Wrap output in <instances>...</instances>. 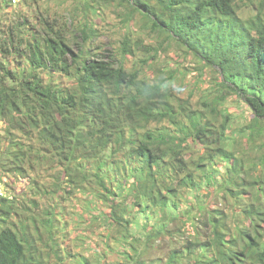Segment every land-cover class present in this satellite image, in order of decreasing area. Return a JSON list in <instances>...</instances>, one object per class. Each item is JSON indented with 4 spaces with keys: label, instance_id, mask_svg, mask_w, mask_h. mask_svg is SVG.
I'll list each match as a JSON object with an SVG mask.
<instances>
[{
    "label": "trees",
    "instance_id": "16d2710c",
    "mask_svg": "<svg viewBox=\"0 0 264 264\" xmlns=\"http://www.w3.org/2000/svg\"><path fill=\"white\" fill-rule=\"evenodd\" d=\"M85 1L97 18L103 5L117 7L119 26L129 28L119 63L99 57L100 29L89 14L70 25L49 15L34 25L23 16L0 28V184L23 182L27 190L24 199L16 186L13 199L0 198V264L69 261L58 208L74 213L76 203L105 232L104 249L91 246L98 264H264V246L244 230L246 218L264 232V0ZM142 21L149 42L131 35ZM167 42L176 44L170 51L178 59L167 63L169 73H156ZM186 56L222 75L216 93L196 106L202 73L190 81L170 68ZM178 81L195 89L184 86L189 94L181 97ZM232 95L239 100L224 105ZM240 103L251 119L234 111ZM243 116L253 121L235 126ZM239 136L259 153L256 162L239 151ZM247 193L251 205L240 208ZM50 197L40 212L36 202ZM102 197L104 209L94 201ZM164 238L166 255L151 259ZM71 242L80 247L79 239Z\"/></svg>",
    "mask_w": 264,
    "mask_h": 264
},
{
    "label": "rangeland",
    "instance_id": "374dc122",
    "mask_svg": "<svg viewBox=\"0 0 264 264\" xmlns=\"http://www.w3.org/2000/svg\"><path fill=\"white\" fill-rule=\"evenodd\" d=\"M4 4L5 2L3 0H0V28L6 27L8 23L17 21L19 17H23V16H27L30 19V23H33L34 25L37 24L38 21H41L43 19V16H48V15L52 17H56L59 21H61L60 19L66 20L68 22V25H70L72 22L75 24L79 20L80 21L85 20L87 18L86 15L89 14L90 17H92V19L94 20V21L92 20V22L97 27H99L98 29H100L99 35L95 37V43L98 46L99 51H100L98 54L99 57L111 60L115 62L116 64L119 63L122 57V55L119 53L118 47L122 40L123 35L126 33V31L129 30V28H122L119 26L118 24L119 23V14H118L119 11H118V8L113 5H110V4L103 5L102 9L100 10L102 11V15L101 17L97 18L95 17L94 14H92V12L89 11L90 9L87 7L85 0H79L77 3L72 0H69V1L67 0H43L40 2H35L33 0H20L18 4L12 5L10 7H7ZM138 18H139V15L137 16V19ZM143 22L144 21L140 22L136 26L131 27L130 32H131V35H133V37L140 35V38L142 41L149 42L148 36L146 35L147 31L143 32L142 30H140L141 29L140 26H142L141 24ZM263 23H264V18H263ZM167 45L169 46L167 48V51L161 52L160 54L156 55L159 57L158 63L157 65H155L156 73H162V74L169 73V71H167L168 70V67L166 66L167 63L169 65L174 64L176 59H178L177 55L174 52L170 51V49L175 48L176 44L175 43L168 44L167 42ZM149 53L150 52H148L147 54L151 55ZM169 54L171 55L170 58L167 56ZM0 57H4V56H2V54L0 53ZM137 59H138V56L134 60L135 65L138 63L139 59L138 60ZM170 68L186 71L185 78L190 81L192 77L196 79L199 78L202 73V79L200 81V84L197 85L196 89H195L196 85L194 82H191L190 83L191 85L188 82H186L184 85V84L179 83L178 81V84H177L178 86L181 87V89L185 88L184 86L186 87L189 86L190 88L195 89L193 91V96H192V102L195 106L201 104L200 102L207 98L206 95L207 94L209 95V91L215 94L216 91L218 90L217 84L219 83H216V82L219 81L222 77L219 68H213V67L211 68L208 66H204L202 60L194 59L192 56H186V58H184L182 66L178 67L177 65H173ZM200 68H202V70ZM189 87L185 88L184 92L182 93L177 92V91L176 92L179 93L181 97L185 98L189 94L188 93L190 89ZM215 89L217 90L215 91ZM236 100H239V98L233 95L229 96L224 105L227 104L228 107L232 106L233 105L232 102L236 103ZM234 111L237 114H242V113L245 114V112L248 111L249 114H247V116H250V119L253 117V114L252 112H250L249 107L243 103H240L239 106L237 105ZM244 121L247 124H249L253 120L249 121L247 118L243 116L237 119L235 126H239L240 124H243ZM0 125L2 124L0 123ZM0 133H1L0 135L4 133L2 127H0ZM232 134L233 133H230L231 137H233ZM236 140H238V143L241 145V148L239 147L240 148L239 151L242 152L243 155H245L244 157L251 158L253 161H255L259 153L257 152L255 148H253V144H251V141L247 139V136L245 137L239 136L238 138H236ZM199 150H200L199 148H194L193 150H191L192 157L197 158L198 156L197 152ZM263 177H264V173H263ZM249 180L250 179L248 178V181ZM0 185L3 187L4 192L8 193L10 199H13V196L15 194L14 192L15 186L19 187L18 190H22L21 194L19 195L21 199H24V196L27 195V190L23 188L24 187L23 182L3 181V183ZM199 188L200 186H197V189ZM204 193L206 195V199H208L209 191L205 190ZM86 195L87 194L84 193L83 197L86 198ZM71 197H73V195H71ZM52 198L53 197H50V200L48 202L43 201L42 204H40L39 202H36V208L40 212L49 208L50 201ZM130 199H135V196H132ZM202 199L203 198H201V200ZM38 200H39V197H38ZM76 200L78 201V198L76 199L72 198L70 200L68 199L67 201L72 202V205H74L76 203L75 202ZM94 201H96L98 205H101L103 209L106 208L105 203H108V200L104 197H102L100 201H98L97 198H95ZM216 201L220 207H223V204H224L223 202L219 200H216ZM233 201H234V198L229 196V202H233ZM250 201H252V199H251V196L248 195V193L244 195V197L242 196V198L240 199V202H241L240 208H246V207L249 208V206L251 205ZM10 204L11 203H5L3 204L2 207H4L5 209H11ZM98 205H96V208L98 207ZM64 206H65L64 204H59V208H58V211L61 213V216L63 215L66 221L65 231L64 233L61 232V235L66 236L67 241H68L67 246L70 245L71 248L69 249L72 250V253H71L72 257L71 259H69V261H66L65 264H86V263L98 264V259L96 258V255H95L96 249L94 250V248H92L91 246L97 242L98 243L97 246L100 245V247L101 248L103 247L104 249V243L102 242V239H104L105 232L103 231V228L99 225L98 222H93L92 220H90L91 213H86L85 211L81 210V208L79 207L77 203L75 204V206L77 207V210L74 211V213H72L70 210H67V208ZM92 213L98 214L96 210H92ZM228 214H229L228 218L230 220L229 222H231L235 215H233L231 211L228 212ZM237 215H239L238 218L245 217V214L242 211L241 212L239 211ZM168 216H170L169 213H168ZM244 219H245L244 230L254 235L257 238L256 242L264 246V236H263L264 232L262 231V229H261V233L260 232L257 233L259 230H257L255 226L250 224V220L246 218ZM178 224L182 227L184 232H186V235L194 233V228L189 223H187L186 225H182L180 222H178ZM154 225L155 226L157 225L156 220H153L150 224L151 227H153ZM201 225L202 224L200 223L199 225L200 230L204 232V227ZM175 226H177L176 222L169 223L170 228L175 227ZM262 227H264V224H262ZM76 239L80 240L79 248H75L74 243L71 242V240L74 241ZM181 240L182 239H180V241ZM167 241H168L167 238L161 239L160 243L162 244V246L156 249L154 248L150 251L149 256H151V259L152 258L159 259V257L161 256L164 257L166 255L169 249V244H167ZM64 251L66 252L65 249ZM109 251L110 250L107 249L108 255H111V252L109 253ZM76 255L77 257L75 258ZM109 260L110 261L115 260V256L112 254L109 257ZM53 262L54 261L51 260L52 264ZM122 262L125 263L126 260L124 259L122 260Z\"/></svg>",
    "mask_w": 264,
    "mask_h": 264
},
{
    "label": "built area",
    "instance_id": "2783aa9c",
    "mask_svg": "<svg viewBox=\"0 0 264 264\" xmlns=\"http://www.w3.org/2000/svg\"><path fill=\"white\" fill-rule=\"evenodd\" d=\"M11 4L16 5L20 2V0H9ZM5 194L3 187L0 185V198Z\"/></svg>",
    "mask_w": 264,
    "mask_h": 264
},
{
    "label": "clouds",
    "instance_id": "9594fccd",
    "mask_svg": "<svg viewBox=\"0 0 264 264\" xmlns=\"http://www.w3.org/2000/svg\"><path fill=\"white\" fill-rule=\"evenodd\" d=\"M11 4V3H10ZM11 5H13V4H11Z\"/></svg>",
    "mask_w": 264,
    "mask_h": 264
}]
</instances>
